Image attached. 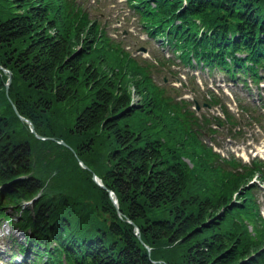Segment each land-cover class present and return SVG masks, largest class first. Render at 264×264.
Listing matches in <instances>:
<instances>
[{"label":"trees","instance_id":"16d2710c","mask_svg":"<svg viewBox=\"0 0 264 264\" xmlns=\"http://www.w3.org/2000/svg\"><path fill=\"white\" fill-rule=\"evenodd\" d=\"M125 1L172 61L133 57L77 0H0V220L30 264H264V162L222 158L205 135L235 117L152 76L264 82V0Z\"/></svg>","mask_w":264,"mask_h":264},{"label":"rangeland","instance_id":"374dc122","mask_svg":"<svg viewBox=\"0 0 264 264\" xmlns=\"http://www.w3.org/2000/svg\"><path fill=\"white\" fill-rule=\"evenodd\" d=\"M83 6L84 10L89 14L91 19H97L102 25L106 27L108 35L122 42L124 47L132 53V55L138 60L142 58H153L152 52L159 45L152 41L147 40L146 35L137 27L136 18L132 11L129 9L125 0H77ZM146 48L149 53H141L140 48ZM165 54L167 51H163ZM159 71L152 70L153 79L157 84L165 85L168 89L178 90L181 96L194 97L198 96L200 107L199 113L207 116H214L221 114L219 107H212L210 109L203 107L204 99H208L211 94V90L216 97V100H220L225 104L228 109L236 116H242L243 113L239 110V102L243 105H263L264 104V91L260 88L254 87L251 83L248 84V90L237 82L226 83L222 76L213 73L211 76L207 75L206 71L200 74L199 69H191L196 74L197 78H194L195 82L188 79L185 72L180 68L173 67L171 72L169 69L163 70L156 67ZM191 72V73H192ZM203 78V79H202ZM262 87V84L260 85ZM260 112H263L262 110ZM258 118V114L254 113ZM242 134L244 138L241 140H234L232 138L225 137V132L219 130L217 135H206V142H211L214 138L216 146L219 144V148L215 147L222 156H229L232 152L236 155H242L245 159H250L255 156L256 152L260 148H264V124L263 127H259L256 122L248 115H244V119L241 118ZM256 150V151H252ZM258 202L262 206V212L264 214V187L263 191L257 193ZM12 236L16 238L15 243L23 239V235L15 230L7 223L0 221V253L12 251L14 245L11 242ZM22 258V257H21ZM19 260V259H18Z\"/></svg>","mask_w":264,"mask_h":264},{"label":"water","instance_id":"95a60500","mask_svg":"<svg viewBox=\"0 0 264 264\" xmlns=\"http://www.w3.org/2000/svg\"><path fill=\"white\" fill-rule=\"evenodd\" d=\"M5 72H7L8 73V76H9V78H8V83L6 84V91H7V88H8V86H9V83H10V78H11V73H9V71H6V70H4ZM23 121H25L29 126H30V128H31V131L33 132V127H32V125H31V123L28 121V120H25V119H23V118H21ZM38 138H39V136H37ZM83 166V165H82ZM93 180L96 182V183H98L99 184V182H98V180H97V178L95 177V176H93ZM100 185V184H99ZM113 203H114V205H116V201L115 200H113Z\"/></svg>","mask_w":264,"mask_h":264}]
</instances>
